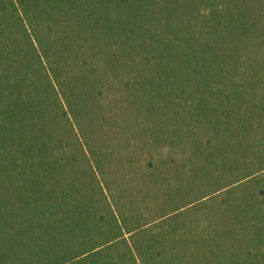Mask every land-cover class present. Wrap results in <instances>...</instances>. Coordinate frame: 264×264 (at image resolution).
<instances>
[{
  "label": "trees",
  "instance_id": "1",
  "mask_svg": "<svg viewBox=\"0 0 264 264\" xmlns=\"http://www.w3.org/2000/svg\"><path fill=\"white\" fill-rule=\"evenodd\" d=\"M0 264H264V0H0Z\"/></svg>",
  "mask_w": 264,
  "mask_h": 264
}]
</instances>
